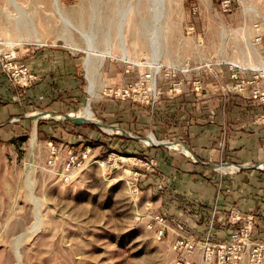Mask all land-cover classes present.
<instances>
[{
    "label": "rangeland",
    "instance_id": "obj_1",
    "mask_svg": "<svg viewBox=\"0 0 264 264\" xmlns=\"http://www.w3.org/2000/svg\"><path fill=\"white\" fill-rule=\"evenodd\" d=\"M225 1L0 0L1 54L33 46L69 54L85 77L75 111L90 105L99 120L101 103L119 99L111 91L127 82H106L108 67L114 73L143 67L154 76L175 66L190 86L195 74L206 75V63L223 62L244 78L262 79L264 90V0H231L229 10ZM158 73L148 82L156 100L132 102L156 107L164 91L177 93L175 78L163 86ZM15 124H22L21 133L0 141V264H180L175 235L158 239L147 225L155 212L148 210L141 179L155 157L126 142L100 148L86 141L92 153L67 180V129L57 131L49 118ZM52 145L59 148L54 166L48 162ZM112 153L113 169L96 161Z\"/></svg>",
    "mask_w": 264,
    "mask_h": 264
},
{
    "label": "crops",
    "instance_id": "obj_2",
    "mask_svg": "<svg viewBox=\"0 0 264 264\" xmlns=\"http://www.w3.org/2000/svg\"><path fill=\"white\" fill-rule=\"evenodd\" d=\"M5 51L34 79L25 88L14 85L6 75L5 62L0 61V141L21 133L22 124L16 125L17 119L49 118L57 122L52 126L57 131L67 129L62 131L68 141L64 144L78 154L83 152L86 141L100 142V148L129 143L157 160L156 170L146 171L141 179V193L149 204L148 210L162 214L169 222L175 239L179 235L226 241L235 228L229 220L230 212L238 208L242 215L254 218V238L264 241V169L253 167L264 162V104L251 93L254 84L262 85V79L257 77L248 91L238 94L231 89L229 65L211 62L202 68L206 75L200 79V90L193 86L200 78L195 74L191 87L184 84L175 94L164 91L156 107L106 99L99 108L100 121L117 126L121 132L116 134L95 123L77 124L54 117L76 112L82 103L85 77L69 54L50 46ZM167 68L161 76L163 86L175 77L182 78L179 72L174 77L165 76ZM143 71V67H135L132 72L119 69L114 73L108 67L102 77L118 84L139 77ZM43 111L50 117H30L31 113ZM148 136L159 138V143L147 142ZM168 142L188 146L200 162L162 145ZM230 164L245 168L236 171Z\"/></svg>",
    "mask_w": 264,
    "mask_h": 264
},
{
    "label": "built area",
    "instance_id": "obj_3",
    "mask_svg": "<svg viewBox=\"0 0 264 264\" xmlns=\"http://www.w3.org/2000/svg\"><path fill=\"white\" fill-rule=\"evenodd\" d=\"M225 10L231 9V0H226ZM261 37L257 38L260 40ZM0 61L5 62V72L9 80L19 87L25 88L30 86L33 75L28 71L26 67L13 61L11 54H0ZM231 79L233 84L231 89L238 93L243 94L248 91V87L257 81V77L253 79H247L235 71V66L230 65ZM174 70H176L174 72ZM127 72L130 68L126 69ZM179 71V68L172 66L168 67L164 73L167 77H174ZM158 75L161 77V69H159ZM156 74L152 76L151 73H143L139 81H127L116 90H112L116 98L122 100H133L147 103H153L156 100V94L152 93L149 88V80L156 78ZM202 80L196 79L193 82V86L196 90L201 89ZM184 85L183 78H176L173 83L174 90L180 92ZM258 83L252 86V96L264 103V90L259 88ZM92 149L87 146L82 153L78 154L68 149L67 158L63 163V170L65 179L70 178V174L80 167L84 161L91 155ZM115 153L109 154L106 160H96L98 164L103 167L115 166L117 162L115 159ZM59 148L52 145L50 148L49 164L54 166L58 163ZM151 171L156 170L157 161L153 158L150 162L146 163ZM138 189V187H136ZM230 223L234 225V229L230 233V237L226 241L215 242L209 238L196 239L192 236H179L173 241V250L178 254L180 258V264H264V241H260L254 238V218L252 216H244L241 214L238 208H233L229 215ZM147 225L153 229L158 239H164L169 236L171 230L169 222L166 218L159 213L149 214ZM199 255V258H195V255Z\"/></svg>",
    "mask_w": 264,
    "mask_h": 264
},
{
    "label": "water",
    "instance_id": "obj_4",
    "mask_svg": "<svg viewBox=\"0 0 264 264\" xmlns=\"http://www.w3.org/2000/svg\"><path fill=\"white\" fill-rule=\"evenodd\" d=\"M45 112V111H43ZM36 113H40V112H34V113H31L30 114V117L31 118H34L35 119V116H33V114H36ZM76 112H72V113H69V114H64L62 116H54L56 119H60V120H63V119H66V120H70V121H73L77 124H83V123H95L97 124L98 126L102 127L103 128V125H107L105 123H103L102 121L98 120V121H89V120H80V119H76L74 118V116H72L73 114H75ZM72 114V115H71ZM41 118V117H40ZM38 118V120L40 119ZM109 126H112V125H109ZM116 134H119L118 132H115ZM162 145H165V146H168L170 147L171 149H174V150H177V151H181V152H184L185 154L189 155L191 158H193L195 161L197 162H200V160L193 154L191 148H189L188 146L186 145H183L181 142H177V143H174L175 146L173 145H170V144H162ZM264 162H261L259 164H256L255 168H261V169H264L261 167V165H263ZM211 166H215V164H210ZM231 166H233L235 168L236 171L238 170H241L243 168H245V166H242V165H235V164H230Z\"/></svg>",
    "mask_w": 264,
    "mask_h": 264
},
{
    "label": "bare ground",
    "instance_id": "obj_5",
    "mask_svg": "<svg viewBox=\"0 0 264 264\" xmlns=\"http://www.w3.org/2000/svg\"><path fill=\"white\" fill-rule=\"evenodd\" d=\"M55 3L56 4H58V0H55ZM83 30V29H82ZM85 33V32H84ZM89 48H91V47H89ZM0 51H1V49H0ZM88 65L90 66V60H89V58H88ZM92 67V66H91ZM95 67V66H94ZM90 68V67H89ZM89 78H90V81H91V85H92V87H91V91L94 93V89H95V84H96V82H95V76H94V74H90L89 75ZM95 83V84H94ZM154 85V84H153ZM72 115V114H71ZM52 116H54V114L52 113ZM72 116H74V118H76V119H81V118H83V119H87V120H89V121H98V119L96 118V116L94 115V113L92 112V110H91V108H90V105H87V106H85L84 107V109L81 111V112H79V113H75V114H73ZM41 117V116H40ZM40 117H38V118H40ZM44 117H50V116H44ZM38 118H37V120H38ZM103 127L105 128V129H107V130H111V127H114V126H109V125H103ZM115 127H117V126H115ZM109 132V131H108ZM112 132H121L120 130H119V128L117 127V131H114V130H111V133ZM147 142H149V143H153V144H157V143H159V141H158V139H155L153 136H148V138H147V140H146ZM170 145H173V146H175L172 142H168Z\"/></svg>",
    "mask_w": 264,
    "mask_h": 264
},
{
    "label": "trees",
    "instance_id": "obj_6",
    "mask_svg": "<svg viewBox=\"0 0 264 264\" xmlns=\"http://www.w3.org/2000/svg\"><path fill=\"white\" fill-rule=\"evenodd\" d=\"M93 127H95V126H93Z\"/></svg>",
    "mask_w": 264,
    "mask_h": 264
}]
</instances>
